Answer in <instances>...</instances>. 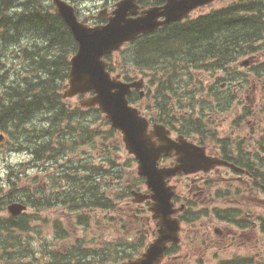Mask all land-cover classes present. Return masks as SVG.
Listing matches in <instances>:
<instances>
[{"label":"rangeland","instance_id":"obj_1","mask_svg":"<svg viewBox=\"0 0 264 264\" xmlns=\"http://www.w3.org/2000/svg\"><path fill=\"white\" fill-rule=\"evenodd\" d=\"M42 1L48 3L46 0ZM67 1L73 2L81 19L88 16L95 17L104 7H108L110 10L114 4L112 0ZM148 1L157 2L158 0ZM236 1L215 0L192 12L189 17L195 18L216 9L227 8ZM14 5L19 6L20 2H16ZM28 39L30 36L24 39L25 43H28ZM256 47L254 55L240 57L235 63L228 66V69L234 71L233 75L231 72L227 73L223 70L190 69L185 72L181 70L185 66L177 65L176 70L182 76L187 77L189 73L192 76L191 79L182 80L179 78L177 85L183 87L184 90L187 87L189 90H194V97L199 102L188 103L184 99L179 101L183 107L178 109L179 112L172 110L175 112L169 113L168 121L173 123L174 129H177L179 124L176 122L179 116H192L193 119L202 117V122L207 125L204 133L209 135L208 139L206 140L207 136L199 133L189 134L190 139L206 141V147L210 151L215 152V150L221 149L247 165L250 162L254 169L258 168L264 171V36ZM18 51V46L8 49L0 41V92L5 89V85L15 83L16 77L23 81L32 72L27 67L28 62L22 56H17ZM118 60L121 61V59ZM244 61H247L246 66L242 65ZM114 70L115 74L121 72L132 80L143 79L145 98L138 101L137 106L146 116L157 118L160 108L154 103L153 94L156 84L151 83V74L147 71L141 72L128 63L122 65L120 62L115 63ZM186 80H189L191 85L187 86ZM229 83L235 86L230 87ZM216 86H218L217 89L214 88ZM211 88L224 102L221 106L215 104L213 111H209L212 104L205 95ZM179 90L180 88L178 92ZM203 98H207V104L202 102ZM79 100L78 97L65 100L66 107L73 109L79 106ZM172 101L175 104V101ZM173 106H169V108L173 109ZM97 115L88 114L81 118L83 125H88L89 129L100 133L99 137L94 134L86 144L69 140L58 143L60 140L58 132L67 133L68 130L65 122H58L59 127L49 122L48 117H55L53 111L51 113L36 112L20 126L10 123L3 127L0 125V135L3 136L0 141V197L3 198L8 194L15 198L22 197L23 203L27 206L26 210L18 216L22 221L29 222L27 230L15 233L21 237L16 239L19 242L16 252L22 257V263L40 261V257L45 256L43 253L46 252L42 245L46 244L47 246V242L51 241L54 246L49 249L53 250L55 247L57 253L66 251L73 244L83 241L85 248H103L107 245L114 247L122 243H126L128 247L136 245L134 254L143 252L146 244L151 241V236L147 237L143 234L146 240H142L141 245L138 240L139 237L141 239V236L134 237L136 230L132 229H135L136 221H139V227H144V224L140 220H133L132 224H126L124 219L128 216L122 215L127 213L139 215L137 218H149L150 212L147 211L146 206V209L142 211V208L137 206L138 204L129 201V203L121 204L119 207L122 209L118 207L114 212L96 209L95 206L81 208L83 210L80 211L81 209L76 205L72 207L71 204L63 205L59 201L51 200L55 198L53 195L55 192L60 194L71 188L80 190L81 188L92 189V187H95V191L98 189L106 199L114 198L119 188L124 189L129 186L131 180L137 176L136 162L126 152L120 133H112L110 126L104 124ZM164 115L166 116V114ZM40 128L46 130L40 134L43 135L42 138H39L38 133L32 134L33 136H25L26 132L31 133L32 130ZM45 132H47V136H44ZM77 133L76 129L75 135ZM49 141L51 151L45 153L39 162L33 160L31 151L37 146V142ZM18 144H22L25 150H19L21 145ZM53 149H56L57 152L52 156ZM111 160H113V164L110 163ZM170 163L171 161H167L163 165H170ZM112 173H121L123 177L119 179ZM71 178L77 181L70 184ZM235 178L236 174L231 171L218 170L209 174H198L171 181V184L176 185L177 193L182 201L187 198L192 204H189L186 209L187 214L183 215L187 221L186 224H181V245L173 253L176 258L165 259L167 262L164 264H219L234 257L246 256L252 257L255 264H264V237L260 233L255 234L256 232L252 234L248 229V221L251 219L255 220L257 216L261 215L263 220L264 203L261 199L264 198V193L257 191L256 195L250 194L247 189L248 178L243 177L241 181H236ZM197 187L203 189V194L193 198V195L188 194L189 189L192 188L194 194L200 191ZM136 191L144 192L145 188L141 186ZM23 193L33 199L43 196L49 199V203L46 207L38 208L31 203L28 204ZM182 201L177 200L176 206H179ZM204 201L205 203H203ZM8 205H4V203L0 205V219L9 216L6 209ZM204 209H207L210 214L197 215ZM213 210H218L223 214L234 210L238 223L247 227L240 229L235 224L217 219L212 214ZM79 215L87 217V227L78 224L77 217ZM211 215L213 217H210ZM123 222L125 224L121 225ZM263 223L264 221L261 224ZM57 224L69 234V237L66 239L54 237V233L57 232ZM147 228L146 225L145 229ZM150 228H153L152 223ZM216 228L221 230V235L214 234L213 230ZM203 234L205 237H202ZM138 246L140 247L137 248ZM129 249L125 250L131 251Z\"/></svg>","mask_w":264,"mask_h":264},{"label":"trees","instance_id":"obj_2","mask_svg":"<svg viewBox=\"0 0 264 264\" xmlns=\"http://www.w3.org/2000/svg\"><path fill=\"white\" fill-rule=\"evenodd\" d=\"M46 1L48 3L42 0H0V41L8 49L11 47L14 49L18 46L19 51L17 56H22L28 62L27 67L32 71L23 81H20V78L16 77L14 79L15 83L5 85V89L0 92V96L2 95L0 98V125L3 127L10 123L20 126L36 112L51 113L53 111L55 117H48L49 122L57 127H59L58 122H65L68 130L67 133L58 132L60 135L58 143H64L69 140L79 144H86L93 138L94 134L99 137L100 133L89 129L88 125L81 123V118L84 115L98 114L97 116L101 118L104 124L109 126V123L97 108L82 109L76 106L73 109H69L66 107L65 100L62 99L61 89L67 80L69 58L76 51V43L67 26L55 13L53 5L49 3V0ZM112 1L115 3L119 0ZM147 1L140 0L138 3L146 7L161 2V0L157 2ZM16 2H20V5H14ZM251 2L249 0H237L227 8L216 9L195 18L189 17L184 21L159 28L151 34L140 36L132 43L126 45L116 55L106 57V61L108 62L107 70L115 74V63L120 62L122 65L128 63L141 72H149L152 76L151 83L156 84L153 94L154 103L160 108L158 117L151 118L152 121L171 127L185 137H189L191 133L203 134L207 136V140L209 135L204 133L207 125L202 122V117L193 119L192 116H179L176 122L179 124V128L177 129H174L172 127L173 123H169L168 121L169 113L175 112L172 110L179 112L178 109L183 107V105L179 104V101L184 99L188 103L199 102L194 97V90H189L188 87L184 90L183 87L177 85L179 78L183 80L185 78L191 79L192 77L190 73L187 74V77L185 75L182 76L176 70L177 65L185 66L184 69H181L185 72L190 69L205 71L223 70L227 73L231 72V75H233L234 71L228 69V66L240 57H251L254 55V52L257 50L256 45L262 41L264 36V1L251 0ZM71 3L73 4V2ZM90 21H93V24L97 23V21L95 22V18L91 16ZM29 36L28 43H25L24 39H27ZM117 58L121 59V61ZM119 75L124 81L130 80L128 75H124L121 72H119ZM185 84L189 86L191 82L186 80ZM233 86L234 84L230 85V87ZM217 87L214 88L217 89ZM205 95L212 104V110L210 109L209 111L215 110V104L219 106L224 104L220 100V97L217 96V92L212 88ZM136 97L137 95L132 93L128 97L129 102L135 103ZM207 98L202 99L204 104L208 103ZM172 100L175 101V104H173ZM172 105H174L173 109H170L169 106ZM87 123L89 124V122ZM76 129L78 130L77 135H75ZM44 131L46 130L43 128L32 130L31 133L26 132L25 136H33L32 134L38 133L39 138H42L43 135L40 134H43ZM110 131L112 133L116 132L112 128H110ZM47 132L49 133L50 131L48 130ZM47 132H45L46 135L44 136H47ZM198 142L203 144L201 140H198ZM18 145H21L19 150H25L22 144ZM36 145L31 152L33 160L39 162L45 153L51 151V144L49 141L37 142ZM57 150L53 149L51 155H55ZM226 158L236 163L242 162ZM110 163L113 164V160ZM256 172L254 174L256 186H264V171L256 168ZM112 174L119 179L123 177L121 173ZM75 181L77 180L71 178L70 184H73ZM141 186H143V179L135 176L129 186H126L124 189H118L114 198L110 197L106 199L98 189L95 191V187H92L93 190L89 188H81L80 190L71 188L64 193L56 194L55 192L53 194L55 198L51 200L59 201L63 205L71 204L72 207L76 205L79 209L95 206L96 209L114 212L117 211L121 204L131 202L132 192ZM23 195L28 204L31 203L38 208L46 207L49 203V199L43 196L33 199L24 193ZM0 199V205L2 203L7 205L13 203L15 200L16 202L24 201L22 197L15 198L11 194L5 195L3 198L0 197ZM175 200H178V198L176 197ZM183 202L186 209L189 207V204H192L189 200H183ZM137 206L142 208L143 211L146 209L145 206L147 204ZM119 209L122 208L119 207ZM186 209L181 214V219L184 223L187 221L186 217H183L184 214H187ZM124 214L131 218L139 216L127 213H123L122 215ZM214 214L221 218V220L236 224L240 229L247 227L244 224L238 223L237 214L234 210H229L224 214L223 212L214 210ZM197 215H204V211H199ZM87 220L85 216L79 215L77 217L79 225L83 224L87 226ZM81 221L83 222L81 223ZM28 223L19 218L9 216L0 219V264H110L129 260L139 255L134 254L136 245H129L128 247L126 243H122L114 247L107 245L103 248H85L83 247V241L73 244L66 251H60L59 254L55 247L53 250L49 249L54 246L51 241L47 242V246L46 244L42 245L46 252L43 253L45 256L40 257V261L34 259L35 261L22 263V257L16 252L19 244L16 239L21 237L15 235V233L25 232ZM124 224L123 222L121 225ZM56 229L57 232L54 233L55 238L66 239L69 237V234L59 225ZM135 236H141V239L140 237L138 239L141 245L146 240L141 230L136 231ZM178 247H170L166 252V258H176L173 253L178 250ZM126 248H130L129 250L131 251H126ZM220 264H255V262L252 257L246 256L234 257Z\"/></svg>","mask_w":264,"mask_h":264},{"label":"water","instance_id":"obj_3","mask_svg":"<svg viewBox=\"0 0 264 264\" xmlns=\"http://www.w3.org/2000/svg\"><path fill=\"white\" fill-rule=\"evenodd\" d=\"M51 1L77 44L76 53L69 60L63 98L90 95L80 101V106L97 107L110 126L120 132L125 150L136 160V173L144 179L148 190V194L134 193L135 202L149 200L148 211L156 221L157 237L139 258L120 264H160L167 245L180 241V221L176 215L183 206H174L175 186L169 184L170 179L178 174L208 173L216 167L243 171L227 161L206 156L203 147L182 136L171 139L162 125L155 124L149 131L148 121L127 99L132 89H141L142 80L124 82L118 75L111 76L104 57L141 35L186 18L191 11L214 0H164L162 6L147 9H140L138 0H120L111 12L103 9L97 14V19H106V23L94 27L87 26L85 19L79 21L67 2ZM162 156H174V164L160 167ZM24 210L25 206L19 203L7 207L13 217Z\"/></svg>","mask_w":264,"mask_h":264},{"label":"flooded vegetation","instance_id":"obj_4","mask_svg":"<svg viewBox=\"0 0 264 264\" xmlns=\"http://www.w3.org/2000/svg\"><path fill=\"white\" fill-rule=\"evenodd\" d=\"M163 3H161V4H159V5H162ZM140 96V95H139ZM142 98V97H141ZM139 107V106H138ZM139 109H141L140 107H139ZM141 112H143V111H141ZM249 113H250V111H249ZM145 117L146 118H148L149 120H150V117L149 116H146L145 115ZM151 121V120H150ZM170 132H171V134H170V136L173 138V139H175L177 136H179V135H177V134H175L173 131H171V130H169ZM173 134H174V136H173ZM189 141H192V139H190V138H187ZM206 154L207 155H209V156H211V157H220V158H224V159H226V160H228L226 157H228L229 159H232L231 157H229L227 154H226V152H223L221 149H218V150H215V152L214 151H210L209 149H208V147L206 148ZM171 160V158H167V159H163L162 161H163V163H166L167 161H170ZM232 160H235V157L232 159ZM230 162H233V161H230ZM233 164L234 165H236V166H238V167H241L240 169L243 171V172H236L235 174H236V181H241V179L243 178V177H246V178H248V182H247V189L249 190V193L250 194H252V195H256V193H257V191H262V193H264V186H256V179H255V177H254V174H256L257 172H256V169H254L251 165H250V162H249V164L247 165L245 162H240V163H236V162H233ZM244 166H246V167H244ZM218 170H226V171H231L230 169H228V168H215L212 172H214V171H218ZM211 173V172H210ZM198 174H202V173H198ZM198 174H195V176L196 175H198ZM209 174V173H208ZM197 189H199L200 191H197V193L195 192L194 194L192 193V191H193V189L191 188V189H189V192H188V194H190V196H192L193 198H196V197H200V195H202L203 194V189H201L200 187H197ZM189 198H191V197H189ZM187 200H189V199H187ZM263 202L262 203H264V198H262L261 199ZM203 203H205V201L203 202ZM204 211V213L207 215V214H210V213H208V210L207 209H204L203 210ZM212 214H213V216L215 217V218H217V219H219V217L218 216H216L215 214H214V210H213V212H212ZM212 215L210 216V217H213ZM125 217V216H124ZM257 218H259V219H257ZM257 219V220H256ZM256 221L254 220V219H251V221H248V229H249V232L250 233H252V234H254L253 232H256L255 234H258V233H260L261 235H263V237H264V223L263 224H261L263 221H264V217H263V220H262V217H261V215H259V216H257L256 217ZM133 220H140L143 224H144V227H139V225H138V222L136 221L135 223H136V226H135V229H132V230H136V231H138V230H141V232L143 233V234H145V236H151L152 237V239H151V241L156 237V231H157V226H156V221L155 220H153L151 217H138V218H131V217H126L125 219H124V221H125V223L126 224H132V221ZM150 221V222H149ZM152 223V225H153V228H150V224ZM148 226V228L147 229H145V226ZM138 228V229H137ZM257 230H258V232H257ZM214 231V234H218V235H221V231L220 230H218V229H214L213 230ZM205 237V236H204ZM150 241V242H151ZM150 242H148L147 243V245L150 243ZM146 245V246H147ZM146 246H145V248H146ZM169 247V246H168ZM144 248V249H145ZM169 249V248H168Z\"/></svg>","mask_w":264,"mask_h":264},{"label":"bare ground","instance_id":"obj_5","mask_svg":"<svg viewBox=\"0 0 264 264\" xmlns=\"http://www.w3.org/2000/svg\"><path fill=\"white\" fill-rule=\"evenodd\" d=\"M165 59H167V58H165ZM186 59H187V58H186ZM159 60H160V59H159ZM184 64H186V63H184ZM188 65H189V62H188ZM55 81H56V80H55ZM26 122H27V121H26ZM26 122H25V123H26ZM58 136H59V135H58ZM53 155H54V154H53ZM53 155H52V156H53ZM90 174H91V173H90ZM92 176H93V175H92ZM94 178H95V177H94ZM90 201H91V200H90ZM86 203H87V202H86Z\"/></svg>","mask_w":264,"mask_h":264}]
</instances>
